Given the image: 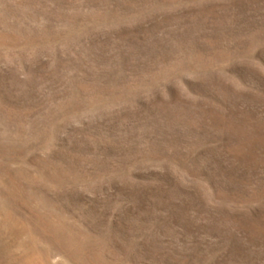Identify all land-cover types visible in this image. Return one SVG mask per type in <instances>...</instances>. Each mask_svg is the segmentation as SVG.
I'll list each match as a JSON object with an SVG mask.
<instances>
[{
  "label": "rangeland",
  "instance_id": "1",
  "mask_svg": "<svg viewBox=\"0 0 264 264\" xmlns=\"http://www.w3.org/2000/svg\"><path fill=\"white\" fill-rule=\"evenodd\" d=\"M0 240L264 264V0H0Z\"/></svg>",
  "mask_w": 264,
  "mask_h": 264
},
{
  "label": "bare ground",
  "instance_id": "2",
  "mask_svg": "<svg viewBox=\"0 0 264 264\" xmlns=\"http://www.w3.org/2000/svg\"><path fill=\"white\" fill-rule=\"evenodd\" d=\"M2 236V235H1ZM9 237V236H8ZM2 240V239H1ZM1 240H0V242H1ZM2 244V243H1ZM1 248V247H0Z\"/></svg>",
  "mask_w": 264,
  "mask_h": 264
}]
</instances>
